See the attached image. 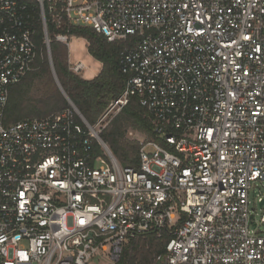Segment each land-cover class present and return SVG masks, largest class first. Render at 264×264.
<instances>
[{
  "label": "built area",
  "instance_id": "2783aa9c",
  "mask_svg": "<svg viewBox=\"0 0 264 264\" xmlns=\"http://www.w3.org/2000/svg\"><path fill=\"white\" fill-rule=\"evenodd\" d=\"M37 2L48 56L47 22L67 48L71 27L132 41L123 89L94 125L68 100L5 126L9 88L43 55L28 5L0 0V264H88L99 252L115 264L147 236L168 238L153 264H264L249 201L264 184V0ZM132 97L150 134L138 166L123 167L99 134Z\"/></svg>",
  "mask_w": 264,
  "mask_h": 264
},
{
  "label": "trees",
  "instance_id": "16d2710c",
  "mask_svg": "<svg viewBox=\"0 0 264 264\" xmlns=\"http://www.w3.org/2000/svg\"><path fill=\"white\" fill-rule=\"evenodd\" d=\"M20 1L27 4L32 11L34 23L32 40L37 51H42L43 60L37 62L39 65L37 71L29 73L21 82L9 88L3 117L5 126L25 119H40L67 107L66 100L54 83L47 62L42 24L39 20V4L37 0ZM45 1L43 0L44 8ZM57 32L54 26L47 22L49 50L56 78L84 119L90 125H94L107 103L117 98L123 89L125 77L119 71L118 60L120 53L132 40L109 43L89 28L71 27L69 36L83 39L88 54L101 63L100 72L87 80L69 72L68 48L54 40ZM128 129L150 134L149 115L135 97L130 98L128 105L114 117L99 136L123 167H137L139 144L125 138ZM167 241V237L156 239L147 236L145 239L129 243L115 264H153L154 256L164 253Z\"/></svg>",
  "mask_w": 264,
  "mask_h": 264
},
{
  "label": "rangeland",
  "instance_id": "374dc122",
  "mask_svg": "<svg viewBox=\"0 0 264 264\" xmlns=\"http://www.w3.org/2000/svg\"><path fill=\"white\" fill-rule=\"evenodd\" d=\"M46 58H50V60H51V55L48 56V54L46 53ZM68 61L72 64L76 63V62H82L85 64V66L87 68L85 70V72L80 74V75H77L83 79H91L94 76H96L101 70V63L94 60L88 54V51L86 48V42L81 38H76V37L70 38L69 46H68ZM47 62L49 65L48 59H47ZM49 69H50V72L52 75V71L54 72L52 60H51V67L49 65ZM54 74H55V72H54ZM52 78L54 80L53 75H52ZM54 83H55V80H54ZM55 85H56V83H55ZM60 94H61V92H60ZM97 120H96V122H97ZM129 132L132 133L131 136L129 135ZM145 135L146 134L139 133L133 129H128L126 131L125 138L128 140H131V141L134 140L137 142H143L146 138ZM259 197L264 198V184L253 185L252 189L249 191L250 208H252L256 214V215H254L256 223L254 224V226L252 228L258 229L260 232H262V234H264V224H260L258 222L260 214L262 213V211H264V206L262 208H260L258 206L259 205V202H258ZM88 264H114V262L111 261V259L109 258L107 253L99 252L89 261Z\"/></svg>",
  "mask_w": 264,
  "mask_h": 264
},
{
  "label": "water",
  "instance_id": "95a60500",
  "mask_svg": "<svg viewBox=\"0 0 264 264\" xmlns=\"http://www.w3.org/2000/svg\"><path fill=\"white\" fill-rule=\"evenodd\" d=\"M52 75H53V77H54V80H55V83H56L57 88H58L59 91L61 92V94H62V96L64 97V99H65L66 101H68L69 98H68L67 95L64 93V91H63L62 87L60 86V84H59V82H58V80H57V78H56V76H55V74H54L53 71H52ZM263 204H264V200H261V201L259 202V205H258V206L261 208V207L263 206Z\"/></svg>",
  "mask_w": 264,
  "mask_h": 264
},
{
  "label": "crops",
  "instance_id": "0c3cea01",
  "mask_svg": "<svg viewBox=\"0 0 264 264\" xmlns=\"http://www.w3.org/2000/svg\"><path fill=\"white\" fill-rule=\"evenodd\" d=\"M68 62H69V61H68ZM94 77H95V76H94ZM94 77H93V78H94ZM91 79H92V78H91ZM87 80H90V79H87Z\"/></svg>",
  "mask_w": 264,
  "mask_h": 264
}]
</instances>
